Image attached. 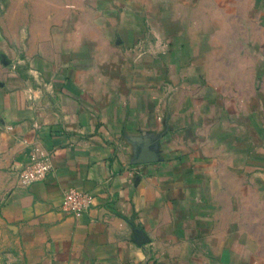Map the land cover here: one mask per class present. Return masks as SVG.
I'll list each match as a JSON object with an SVG mask.
<instances>
[{"label":"crops","instance_id":"crops-1","mask_svg":"<svg viewBox=\"0 0 264 264\" xmlns=\"http://www.w3.org/2000/svg\"><path fill=\"white\" fill-rule=\"evenodd\" d=\"M0 213L12 264H264V0H0Z\"/></svg>","mask_w":264,"mask_h":264},{"label":"built area","instance_id":"built-area-1","mask_svg":"<svg viewBox=\"0 0 264 264\" xmlns=\"http://www.w3.org/2000/svg\"><path fill=\"white\" fill-rule=\"evenodd\" d=\"M53 153L32 155L30 161L18 170V180L21 187H29L43 181L52 171ZM94 196L87 191L75 188L67 189L62 197L61 211L76 217L85 215L93 206Z\"/></svg>","mask_w":264,"mask_h":264},{"label":"rangeland","instance_id":"rangeland-1","mask_svg":"<svg viewBox=\"0 0 264 264\" xmlns=\"http://www.w3.org/2000/svg\"><path fill=\"white\" fill-rule=\"evenodd\" d=\"M12 224L6 221L0 213V264H12V258H17L21 249L14 243Z\"/></svg>","mask_w":264,"mask_h":264}]
</instances>
